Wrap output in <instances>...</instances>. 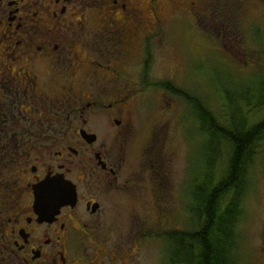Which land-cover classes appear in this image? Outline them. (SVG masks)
<instances>
[{
  "label": "flooded vegetation",
  "instance_id": "flooded-vegetation-1",
  "mask_svg": "<svg viewBox=\"0 0 264 264\" xmlns=\"http://www.w3.org/2000/svg\"><path fill=\"white\" fill-rule=\"evenodd\" d=\"M237 4L250 1L0 0V264H142L150 241L169 264L185 230L165 196L156 226L110 219L140 180L161 184L137 135L141 88L173 85L156 72L174 36L229 40Z\"/></svg>",
  "mask_w": 264,
  "mask_h": 264
},
{
  "label": "rangeland",
  "instance_id": "rangeland-1",
  "mask_svg": "<svg viewBox=\"0 0 264 264\" xmlns=\"http://www.w3.org/2000/svg\"><path fill=\"white\" fill-rule=\"evenodd\" d=\"M249 1L250 4H237L242 7L235 8L232 28L235 34L229 40L214 36L202 39L197 34L190 36L189 30L182 39L175 36L170 39L174 64L156 72L157 76L161 80L172 76L178 90L196 94L214 108L217 101L227 105L228 93L230 97L248 94L251 98L253 90L264 86V0ZM163 90L141 88L137 120L138 138L149 137L154 148L156 164L161 168V184L140 180L135 186L136 200H123L110 218L117 228L127 229L138 214L146 215L149 225L159 224V218L153 219L152 215L157 204L164 203L156 199L164 196L172 209L168 225L173 230L188 228V193L192 180L198 175L197 163L202 159L204 138L197 133L188 102L175 96V100L166 105ZM263 118L264 111L250 121ZM245 205L244 258L247 264H264V155L256 159L253 189ZM146 245L150 248L141 257L142 264H161L159 243L150 241Z\"/></svg>",
  "mask_w": 264,
  "mask_h": 264
},
{
  "label": "trees",
  "instance_id": "trees-1",
  "mask_svg": "<svg viewBox=\"0 0 264 264\" xmlns=\"http://www.w3.org/2000/svg\"><path fill=\"white\" fill-rule=\"evenodd\" d=\"M159 88L188 102L197 133L204 138L198 175L188 193V228L171 234L169 264H247L245 203L253 189L256 159L264 155V118H250L264 111V86L253 90L251 98L228 93L227 105L217 101L216 108L174 85Z\"/></svg>",
  "mask_w": 264,
  "mask_h": 264
}]
</instances>
